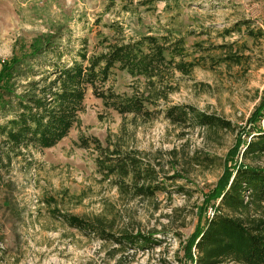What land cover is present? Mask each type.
<instances>
[{
    "label": "rangeland",
    "instance_id": "1",
    "mask_svg": "<svg viewBox=\"0 0 264 264\" xmlns=\"http://www.w3.org/2000/svg\"><path fill=\"white\" fill-rule=\"evenodd\" d=\"M122 5L121 0H0V65L29 53L60 25L74 38L87 39L90 55L101 51L102 36L111 37L107 26L113 22L123 25L127 36L172 34L183 38L186 60L194 67L187 75L172 72L174 90L160 109L187 105L246 126L264 96V0H156L152 10L140 6L130 13ZM229 56L240 57V63L226 61ZM142 82L114 70L109 85L131 95ZM80 121L53 148L11 155L10 161L0 150V264H181V244L196 227L202 194L221 175L237 130L175 124L163 113L147 123L131 121L105 108L90 90ZM79 136L97 138L102 146L109 137L139 152L156 172L151 185L165 190L152 198L120 194L101 180L97 154L92 146L80 148ZM246 163L264 167V156ZM211 213L208 209L206 217ZM65 214L100 217L108 231L150 235L152 245L120 248L69 228Z\"/></svg>",
    "mask_w": 264,
    "mask_h": 264
},
{
    "label": "trees",
    "instance_id": "2",
    "mask_svg": "<svg viewBox=\"0 0 264 264\" xmlns=\"http://www.w3.org/2000/svg\"><path fill=\"white\" fill-rule=\"evenodd\" d=\"M156 0H121V9L130 13L140 6L152 10ZM133 8V9H132ZM111 37L102 36L97 54H89L88 41L74 38L64 25L43 36L22 57L13 56L0 65V150L8 161L31 150L55 147L72 128L81 125L88 90L102 105L131 121L147 123L157 114L175 124L190 122L205 129L237 130L235 143L227 152L222 173L214 187L202 194L193 233L181 244V264H264V167L246 163L264 156V96L251 112L245 127L206 114L187 105L166 106L173 92L172 72L190 73L182 37L169 35L127 36L123 25L107 26ZM77 41L79 46H75ZM238 58V59H237ZM226 61L240 63V57ZM114 70L143 82L131 95H121L109 85ZM78 146H92L97 156V173L103 182L115 186L122 195L152 198L161 187L152 186L156 172L145 166L137 151L112 142L102 146L97 138L78 137ZM242 151V152H241ZM241 154V161L238 156ZM130 184H127V180ZM165 183H162V185ZM125 188V189H123ZM124 190V191H123ZM128 190V191H127ZM126 191V193H125ZM51 202V199H48ZM208 209L211 215L206 217ZM69 227L120 246L152 245V236L134 237L108 231L100 217L88 220L63 215ZM112 222H109L111 224ZM112 224L109 225L111 229ZM155 245V243L153 244Z\"/></svg>",
    "mask_w": 264,
    "mask_h": 264
}]
</instances>
